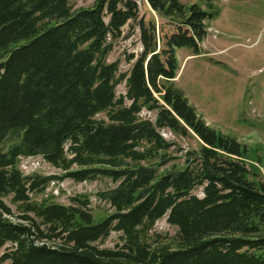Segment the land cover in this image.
Masks as SVG:
<instances>
[{
  "label": "trees",
  "instance_id": "1",
  "mask_svg": "<svg viewBox=\"0 0 264 264\" xmlns=\"http://www.w3.org/2000/svg\"><path fill=\"white\" fill-rule=\"evenodd\" d=\"M145 1L172 33L139 18L136 0H0V264H264V161L248 164L247 146L208 126L173 81L176 50L201 52L213 0ZM130 22L141 52L122 72L106 59ZM162 129L200 142L180 170L160 171L173 147ZM36 156L62 175H23L18 159ZM64 178L111 181L98 195L110 213L31 199ZM164 217L175 237L151 240ZM112 232L121 243L102 247Z\"/></svg>",
  "mask_w": 264,
  "mask_h": 264
},
{
  "label": "rangeland",
  "instance_id": "2",
  "mask_svg": "<svg viewBox=\"0 0 264 264\" xmlns=\"http://www.w3.org/2000/svg\"><path fill=\"white\" fill-rule=\"evenodd\" d=\"M95 0H69L72 9L88 8ZM191 3L196 0H182ZM139 18L153 21L159 35L173 32V25L160 18L147 5L145 0H136ZM217 16L207 22V36L199 44L200 54L189 49H177L178 71L173 79L196 109L205 123L224 135L235 138L249 150L248 164L256 165L264 161V0H213ZM107 21V18L105 19ZM141 52L139 29L136 22L122 28V35L113 42L107 56V63L117 62L122 72L130 69L127 56H137ZM125 94V85L116 87V95ZM140 117L155 121L156 111L143 109ZM98 119H105V113ZM161 136L173 147L160 154H166L165 169H182L183 155L187 151L198 150L200 142L193 134L180 136L167 129L160 130ZM153 163V162H152ZM17 168L23 175L58 176L62 172L45 162L41 157H20ZM114 187L107 179L91 182H75L64 178L52 181L45 190L33 195L37 203L71 204L73 198L87 200L95 219L100 221L110 213L109 205L98 196ZM192 194L202 197V189ZM17 214L10 197L3 200ZM177 229L169 225L166 218L158 220L149 236L156 240L175 237ZM120 234L112 232L101 245L113 248L120 244ZM10 246L7 245L6 248ZM0 250V254L4 252Z\"/></svg>",
  "mask_w": 264,
  "mask_h": 264
}]
</instances>
